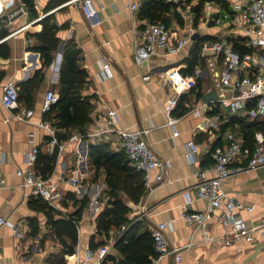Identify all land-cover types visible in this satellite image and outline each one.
I'll use <instances>...</instances> for the list:
<instances>
[{
    "label": "crops",
    "instance_id": "obj_1",
    "mask_svg": "<svg viewBox=\"0 0 264 264\" xmlns=\"http://www.w3.org/2000/svg\"><path fill=\"white\" fill-rule=\"evenodd\" d=\"M10 1L12 8L25 5L27 11L15 17L5 14L9 33L0 42L6 41L9 44L11 54L7 58L0 56V71L4 72L0 85L13 80L21 89L23 81H30V92L27 93L31 94V102H21L37 110L33 120L38 121L41 117L39 109L47 89L59 91L57 83L64 49L68 43L74 42L81 48L83 64L89 72V83L84 93L92 95L95 103L88 127L107 108H115L119 126L150 128V144L162 155L172 158L173 166L166 180L146 191L138 203L126 198L132 208L130 219L142 217L150 229L160 221L171 220L174 224V228L169 230L171 243L184 245L191 238L195 241L182 249L181 261L168 256L160 264H264V235L256 234L251 241L226 243L221 218L224 207L215 209L205 223V229L210 234L218 235V238L205 239L204 229H196L181 215L182 205L186 204L190 211L204 210L208 206L206 199L197 197L196 170L198 167L211 165V150L227 140L226 130L242 131L239 115L224 124V132L221 134L213 130H197L202 116L192 111V107L201 101H207L204 95L214 89L206 78L199 81L196 87L185 89L179 94L178 104L172 110V116L178 118L177 121L170 122L165 109L168 98L177 94L169 77L171 71L179 69L185 73L200 35H220L218 26L205 25L207 13L213 14L218 9L214 14L219 13L224 17V13L232 9L234 0H228L227 5L222 2H207L200 14L194 8L199 0H184L177 4L179 18L174 10L165 12L174 37L187 36L191 26H196V31L180 50L172 53L158 52L143 64L137 63L134 51L143 23L148 19L141 18L139 10L132 11L131 0H93L101 20L94 27L90 26L81 6L82 0H34V9H29L24 0ZM135 1L141 6L142 0ZM9 9L10 7L6 10L7 13ZM222 10L225 12L222 13ZM49 14H52L53 21L58 25L61 40L55 49L54 60L45 66L41 52L34 49L39 43L34 33L42 28L39 21ZM189 16L194 17V25ZM25 24L28 26L20 30ZM195 34L197 36L194 37ZM102 57H108L111 61L112 73L108 77H101L99 74V61ZM37 70L41 71L38 77ZM148 73H151V78H144ZM7 114L8 111L0 105V175L7 179L1 190L0 215L7 214L14 221H21L27 234L18 239L8 225L0 227V264H51L48 256L60 251L61 244L59 241L56 244L49 243L48 238L53 235L47 225V216L36 207L31 194L25 192L21 186L22 178L16 170L23 163L26 151L33 145L38 144L45 152H52L56 147L49 143L46 129L32 121L16 118L6 121ZM235 124L240 126L236 127ZM192 138L201 146L195 160H191L187 154V142ZM91 143L88 139L78 143L69 141L54 168L57 176L63 163L73 169L78 167L83 173L84 184L81 191H75L78 196L88 193L91 197L79 222V243L74 253L66 255L67 264L82 257L86 247L90 245L92 235L97 232L96 216L108 198L106 195L105 201L100 199L102 192L108 187L106 168L101 166L98 169L90 160ZM111 147L114 150L122 149L117 138H113ZM248 155L247 152L243 162ZM241 162L242 160L237 163ZM86 178L90 181L88 179L85 183ZM59 184L62 197L57 202V207L65 212L74 209L72 200L67 196L72 187L62 180H59ZM223 185L245 205L254 207L252 210L242 209V215L250 225L264 222V165L235 173L225 179ZM64 202H68V205ZM33 219L38 220L39 224L36 234L32 233ZM119 235L120 231L113 229L111 237L105 238L108 240L106 244L112 247L110 252L117 258L121 254L113 246Z\"/></svg>",
    "mask_w": 264,
    "mask_h": 264
},
{
    "label": "built area",
    "instance_id": "obj_2",
    "mask_svg": "<svg viewBox=\"0 0 264 264\" xmlns=\"http://www.w3.org/2000/svg\"><path fill=\"white\" fill-rule=\"evenodd\" d=\"M168 1L180 3L184 0ZM10 2V0H0V17L5 14L15 17L20 13H26L25 5L12 8ZM81 6L91 27L101 21L98 8L93 0H82ZM9 7L7 13L6 10ZM130 8L133 12H137L140 9L138 1L131 0ZM216 11L219 10L215 9L213 14L207 13L204 22L207 26H218L220 35L201 41L199 48L201 61L191 72L184 73L179 69L171 71L169 77L177 94L168 98L165 109L170 117L169 121H177L178 118L172 116V110L178 104L179 94L185 89L196 87L202 79L211 77L216 97L195 104L192 111L202 116L197 130H213L221 134L224 132V124L238 115L251 120L264 121V0H234L232 9L225 12L224 17L219 13L214 14ZM188 18L194 25V17L189 16ZM27 26L28 24L23 25L20 30ZM190 30L187 36L174 37L171 27L164 20L146 21L143 23L140 38L135 45L134 54L137 63L143 64L152 55L161 51L172 53L180 50L192 39L196 26H191ZM239 46L243 49L238 48ZM99 64L100 76H110L112 73L110 59L102 57ZM151 76V73H148L144 75V78L150 79ZM59 98V91L48 88L39 109L41 117L35 121L33 117L37 110L22 104L17 83L8 80L0 85V105L8 111L6 121L13 118L32 121L46 129L50 136L49 143L54 147L58 146L57 161L61 158L69 141L78 143L88 139L96 143L117 138L129 158V163L144 172L147 191L166 180L173 166L172 158L162 155L150 144L148 140L150 128L119 126L118 113L115 108H107L104 113H100L86 132L75 131L68 139L60 140L56 127L44 116ZM237 125L236 127L240 126ZM225 134L227 140L222 144H217L211 150L213 158L211 165L201 166L196 170L197 197L206 199L208 206L204 210L190 211L185 204L181 207V215L196 229L203 228L205 239L218 238V235L210 234L205 229V223L215 209L224 207L221 216L225 227L224 240L227 244H233L238 240L251 241L256 234L264 235V222L250 225L242 215V209L252 210L254 207L245 205L240 198L228 192L223 185L225 179L235 173L254 170L264 165V127L254 131V149L245 162L243 158L246 157L247 150L244 147V133L229 129L225 131ZM200 149V144L194 138L187 142V154L191 160L196 159ZM39 152L38 144L28 149L16 173L21 176V186L26 193L42 196L57 207V202L62 197L59 180L66 181L72 189L79 192L84 184L83 173L78 167L73 169L63 163L57 176L55 170L44 175L37 168ZM241 160V163H237ZM6 182V176L0 175V198L1 190ZM2 225H8L18 239L26 237L27 231L24 224L21 221H14L10 215H0V227ZM173 228L174 224L171 220L160 221L151 228L156 250L153 264H160L168 256L181 261L182 249L195 242L191 238L184 245L171 243L169 230ZM111 248L108 244L97 248L88 245L83 256L72 264H106Z\"/></svg>",
    "mask_w": 264,
    "mask_h": 264
},
{
    "label": "trees",
    "instance_id": "obj_3",
    "mask_svg": "<svg viewBox=\"0 0 264 264\" xmlns=\"http://www.w3.org/2000/svg\"><path fill=\"white\" fill-rule=\"evenodd\" d=\"M29 9H34V0H24ZM215 1L228 4V0H199L194 7L198 14L201 13L207 2ZM176 2L168 0H142L139 16L148 20H165L169 22L165 12L178 15ZM197 14V15H198ZM5 15L0 17V39L7 36L9 27ZM42 28L35 31L34 35L39 43L34 49L41 52L44 65L52 63L55 49L61 40L58 35V25L53 21L52 14L46 15L40 21ZM210 34L200 35L197 46L193 52L185 73H189L198 64L200 59V43L203 39L211 38ZM238 48L243 49L242 46ZM11 54V48L6 41L0 42V56L7 58ZM41 71L37 70V77ZM4 78V72L0 71V82ZM30 81H23L20 90V100L31 102ZM89 83V72L83 64L81 48L74 42L68 43L64 49L63 61L60 70L59 86L60 98L54 103L52 109L44 114L45 118L52 121L56 127L57 136L60 140L68 139L73 132H86L92 121V111L95 106L93 96L85 94L84 89ZM30 92V91H29ZM242 131L245 135L244 147L250 154L255 145L253 133L255 127H264V121L251 120L245 116H239ZM255 128V129H252ZM50 138V136H49ZM89 156L92 163L99 169L106 168V180L108 187L105 190L108 196L106 204L96 216L97 232L90 239V246L97 248L108 242L111 231L117 229L120 235L115 241L114 248L121 254L117 258L111 252L107 255L109 264H153L156 255L152 230L145 223L144 218L130 219L131 206L127 197L138 203L147 191L144 172L129 163V158L124 149L114 150L111 141L101 140L90 144ZM58 158V146L52 152L40 149L37 168L44 175L50 174L56 165ZM98 174V170H97ZM36 207L45 212L47 225L50 233L61 244V250L53 252L48 256L51 264H67L66 255L75 252L80 239L79 222L83 217L85 208L91 202L88 193L78 196L74 189H70L67 196L72 200L74 209L63 211L52 205L42 196L32 194ZM65 200V199H64ZM67 206L68 202H64ZM32 233L39 231L38 220L33 219ZM125 226V227H124ZM103 238H99V236ZM107 238V239H105Z\"/></svg>",
    "mask_w": 264,
    "mask_h": 264
},
{
    "label": "rangeland",
    "instance_id": "obj_4",
    "mask_svg": "<svg viewBox=\"0 0 264 264\" xmlns=\"http://www.w3.org/2000/svg\"><path fill=\"white\" fill-rule=\"evenodd\" d=\"M225 12V10H222V13H224ZM206 80L210 83L211 82V84H212V78L211 77H207L206 78ZM240 120V119H239ZM259 127V126H258ZM258 127H255L256 129L258 128ZM255 128H252V129H255ZM255 129V130H256ZM89 179V178H88ZM88 179L86 178L85 179V183L88 181ZM89 181H90V179H89ZM105 197H106V193L103 191L102 192V194H101V197H100V199L102 200V201H105ZM50 238H48L49 240H50V244H56L57 243V239H54V237L53 236H49ZM52 237V238H51ZM42 246H44V244L42 243Z\"/></svg>",
    "mask_w": 264,
    "mask_h": 264
},
{
    "label": "water",
    "instance_id": "obj_5",
    "mask_svg": "<svg viewBox=\"0 0 264 264\" xmlns=\"http://www.w3.org/2000/svg\"><path fill=\"white\" fill-rule=\"evenodd\" d=\"M195 36H197V34H195L194 37ZM215 97H216V91L214 89L212 91H210L209 93H207L206 95H204V99H207V100H210V99L215 98Z\"/></svg>",
    "mask_w": 264,
    "mask_h": 264
}]
</instances>
